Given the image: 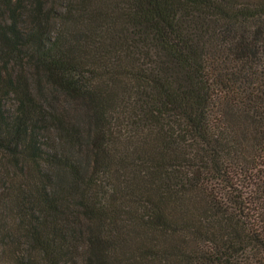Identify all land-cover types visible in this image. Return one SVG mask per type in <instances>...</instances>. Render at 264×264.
I'll use <instances>...</instances> for the list:
<instances>
[{
    "label": "trees",
    "instance_id": "obj_1",
    "mask_svg": "<svg viewBox=\"0 0 264 264\" xmlns=\"http://www.w3.org/2000/svg\"><path fill=\"white\" fill-rule=\"evenodd\" d=\"M59 1L0 0V264H264V0Z\"/></svg>",
    "mask_w": 264,
    "mask_h": 264
},
{
    "label": "rangeland",
    "instance_id": "obj_2",
    "mask_svg": "<svg viewBox=\"0 0 264 264\" xmlns=\"http://www.w3.org/2000/svg\"><path fill=\"white\" fill-rule=\"evenodd\" d=\"M48 1H49L50 4L55 2V0H48ZM56 2H57V5L60 4V1L59 0H56ZM72 115H74V114H71V116ZM64 147H66V146H64ZM67 151H68L67 153H70L71 155H76V156H80V157L82 156V158H84V159L86 158V157H84L85 151H84L83 148L80 149L78 147H69L68 146L67 147ZM85 160L88 162V166L91 167L90 160L89 159H85ZM79 243H81V241ZM24 245L25 246L27 245V247H28V242H27V238L22 237L20 239V247H23ZM2 249H3V244L0 241V252H1ZM77 255H78V253H77ZM0 258H1V253H0Z\"/></svg>",
    "mask_w": 264,
    "mask_h": 264
}]
</instances>
